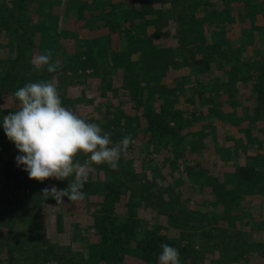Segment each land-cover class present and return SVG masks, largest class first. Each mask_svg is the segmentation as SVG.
<instances>
[{
    "label": "trees",
    "instance_id": "trees-1",
    "mask_svg": "<svg viewBox=\"0 0 264 264\" xmlns=\"http://www.w3.org/2000/svg\"><path fill=\"white\" fill-rule=\"evenodd\" d=\"M54 3L17 0L11 10L0 5V15L3 14L0 16V34L5 31L10 34V42L17 53L9 65L0 61V85L4 89L0 94L12 88L18 90L29 82L52 81V76L57 77L61 73L67 78L63 80L67 83L56 80L63 106L98 124L104 132L111 133L110 139H114L115 144L129 134L132 139L146 137L147 148L144 146L140 150L151 160L156 159L152 156V147H166V153L172 152L171 158L166 154L162 166L159 161L156 162L165 169L170 167V163L176 164L179 158L192 160L190 151L185 147L192 137L194 121L188 117V111L192 108L193 113L199 111L203 114L205 106L210 103L213 108L209 107L206 115L210 114L208 118L218 116L216 112L220 106L214 99L223 86L229 85L231 78L240 82V88L235 87L242 93V98L258 102L255 106L246 103L249 113L243 123L249 119L264 123L262 109H259L264 102V55L256 48L257 45L252 46L253 41L258 40V30L264 27V1L81 0L78 10L72 12V7L67 6L64 15H56L63 16L64 21L60 23L53 14ZM36 12H39L38 16ZM261 14L263 16L258 19ZM235 15L240 21L241 32L235 37L227 36L237 23ZM80 19L82 26L107 31L103 37L90 39L87 45L82 41L84 51L58 53L60 35H79V31L64 30L62 22L75 26L81 22ZM39 22L40 25L37 24ZM42 28L52 32L44 36L40 32ZM46 50L52 53V63L61 65L56 73H49L46 68L36 70L31 63L34 56ZM68 73H71L70 76ZM97 75L105 90L101 91L102 104L95 108V98L89 97L87 91L90 78ZM254 76L259 80L254 81ZM75 83L81 90L77 96L71 95L69 90ZM189 90L193 94L190 95ZM179 103L186 104L188 110L177 107ZM90 108H93L92 112ZM93 113L99 115L100 122L92 117ZM3 115L2 112L0 165L7 178L0 190V231L6 237L0 240V264H5L4 252L7 260L12 261L14 249L20 253L15 258L21 260L20 264H124L127 258L132 259L134 264H159L162 244L179 250L180 264L205 263L214 251L221 258L230 257L238 264H248L245 256L252 251L264 258V240L249 242L246 231L239 227L240 223L226 228L219 225L217 213L214 214L216 217L209 218L207 213L196 208L182 206L178 210L174 196L178 194L174 190L169 192L168 197L165 194L167 190L157 180L138 176L120 164L121 160L128 158L129 149L135 148L134 143L121 153L123 157L120 156L117 162L118 170L111 169L107 163L92 165L104 173V181L87 182L85 185L83 191L86 198L81 201V214L74 223L71 238L67 236L64 243L52 240L42 207L45 202L55 200L51 197L46 199L40 192L55 181L50 178L44 182H30L13 174L20 172L15 165L16 156L20 153L12 141H6ZM139 118H144V129H139ZM203 118L204 121L207 119ZM135 120L138 122L134 126ZM250 127L251 123L246 128H239L243 134L244 131L248 134L240 138H247L252 143L257 137L250 134ZM195 139L197 141V136ZM259 155L264 156V149ZM82 157L85 159L86 156L82 154ZM199 164L195 160L185 163V177L201 174L202 171L197 170ZM262 173L264 163L261 166L256 161L238 165L235 174L240 189L237 188L239 193L234 201L238 203L241 196L249 192L264 195V186H253L254 182L259 183ZM72 179L60 181L59 189L66 188ZM15 180L19 190H27L30 201L25 209V218L21 222L18 220L26 229L19 233L15 230L19 222L13 220L18 217L22 200L8 184ZM246 183L253 188L244 190L242 186ZM129 191L131 197L142 199L147 206L175 222L174 226L182 229L180 238H168L159 229L149 230L144 226L136 214V208L141 204L137 201H130L127 213L120 214V197L123 192ZM244 210L243 207L235 210L237 213L230 218L234 217L236 221L244 218L248 215ZM84 223L95 229V238L78 242L81 248H76L73 245V241L77 242L75 236L88 228ZM140 226L142 231H139ZM11 233L18 235L16 239L12 237L13 241L9 240ZM83 246L86 247L83 249Z\"/></svg>",
    "mask_w": 264,
    "mask_h": 264
},
{
    "label": "rangeland",
    "instance_id": "rangeland-1",
    "mask_svg": "<svg viewBox=\"0 0 264 264\" xmlns=\"http://www.w3.org/2000/svg\"><path fill=\"white\" fill-rule=\"evenodd\" d=\"M14 1L16 2L17 0H0V5L8 6V8L10 9L12 8ZM46 1L47 2L55 1L54 12H53L55 16L64 15L65 10L67 9V6L72 7L71 8L72 12L78 10L77 8H80L81 6L80 5L81 0H71L70 2H68V0H46ZM38 15H39V12L37 13V16ZM46 17H49V16L46 15ZM55 20H58L60 23L61 20L64 21V18L63 16H59V17L56 16ZM37 24L40 25V22ZM79 24H80V27L78 28L77 26ZM82 24H83L82 20L75 26H73V24L71 25L67 21L65 24L62 22V26L64 27V30L69 29L74 32L79 31V35L78 37H76L73 34H71V36L67 34L68 37L64 35L62 36L60 35L61 39L59 40V49L57 51L58 53L60 52L62 54H66V51L72 52L73 50L84 51L85 45L88 44L90 39L94 37H103V34L107 31L106 29H103V28L97 29L96 27L90 29L85 26H82ZM40 32H42L44 36H47L49 32H52V30L47 31L46 29L44 30L42 28ZM257 37H258V40L256 42L253 41L254 43L252 44V46L257 45L256 48L260 49V53L264 55V27L260 31L258 30ZM10 40H11L10 34L7 31H5L3 34H0V61L7 65H9L11 61H13L14 57L17 54L15 52L16 51L15 47L10 42ZM82 41H84L85 45L81 44ZM234 41L237 42L236 40ZM63 48L65 49V52H63ZM253 48L255 50V47ZM60 58H58V60H62ZM70 74L71 73H68V76H70ZM65 78L66 77L62 75L61 73H60V76H57V77L52 76V79L55 81L59 79V80H62V82H64L63 80H65ZM255 80L257 79L255 78ZM89 82H90L89 83L90 86L88 87L87 93L89 97L95 98V102L93 106L97 108L100 104H102L103 98L101 97V91L105 90L104 85L102 84V80L100 76L98 75L96 77H91ZM64 83H67V80ZM1 86L2 84L0 85V91L4 90L2 89ZM251 87L252 86H250L249 90L251 89ZM237 88L239 89L240 87L237 86ZM237 88H236V91L233 90L234 87L232 85L227 86V87L223 86L221 88V91H223V92H220V96L222 97L221 99H223L224 102L231 101V104L227 107L229 110L227 112H222L223 106L219 107L220 117L212 116L208 118L210 114L206 115V113L208 112V108L212 106V104L210 105V103L207 104V106H205L204 110L206 111H202L203 114H201L199 111H196L195 113H193L194 110L192 108H190V110L188 111V115H189L188 117L190 119H193L194 121H193V126L191 127L192 137L190 141L187 142V145L185 147L187 148V151H190L192 155L191 156L192 160L187 159L184 161L183 158H179L176 164L171 165L170 163V167H168L167 169L162 168V167L160 168V166H158L156 162L159 161V164L162 166L163 160L166 159V154L170 155L168 158H171L172 152L170 153L168 151V153H166V147L164 146H162V148L157 147V146L152 147L151 148L153 151L152 156L156 159L155 161L151 160L149 159V157H145L144 155L145 153L143 154V151L140 150L141 147H144V146L147 148L146 145L148 144V142H147L146 137L143 138L142 140L133 137L132 143H134L135 148L129 149L128 151L129 155H127L126 153L128 158L124 156L125 159L121 160L120 164L125 165L127 169L129 168L132 172H134L138 176H148L149 178H154L155 180H157L159 184L162 185L165 188V190H167L165 191L166 192L165 194L168 197H170L169 192L174 190L173 192H176V194H178V195L174 194V196H176V199H177V204L175 205V207L178 210L182 209V206H185L187 208L188 207L190 208L192 206L193 208L195 207V208H198V210H200V206H202L203 211L207 214L213 215L217 213V217H219L218 223L219 225L223 227L233 228L235 227V225H239L240 223L241 226L239 227L242 230L246 231L247 239L251 241L253 240L252 238L253 231L251 229L253 225L250 224L248 221H245V220L243 221L242 220L244 219L243 217L241 219H238L237 221H236V218L234 219V217L230 218L231 216H233V213H237L235 212V210L239 211L241 207L244 208L245 205H247V202L244 199H242V196H245L246 193L241 196V199L238 202V203H241L240 205H238V203L234 201V197H232L233 192L235 191L237 192V188L240 189L239 188L240 184L237 182L236 179L232 181L227 172L232 169L236 170V167L240 165L239 162L240 163L251 162L249 160H251L252 158L255 159V160H252V162L254 161L258 162L259 166H261L264 163V156L261 157V155H259L261 150L264 149V123L262 122V120H259V122L255 121L256 123L255 127L251 128L250 134L257 137L254 142L250 143L247 138L246 140H243L240 138L241 136H246L248 134H245V131H244V134H245L244 135L241 132V130H239L238 128L243 127V126H249L250 119L243 123V120L245 118V112L242 111L241 113H238L239 111L238 107L243 108L247 104L249 105L252 104L253 106H255L257 105L258 102H256L255 100H249V101L245 100L244 98H242V93H240V91ZM69 90H70V94L73 96H77L78 94L81 93L79 85L76 83L72 84V86L69 87ZM15 91L16 89L12 88L10 91H5L3 92V94H0V116L2 112L4 114L3 115L4 117L10 112H15L18 110L20 102L14 96ZM229 92L231 94L227 96V93ZM189 93L190 95L193 94L192 90H189ZM211 96L212 95H210V98ZM216 98L214 99V102H216L217 100L218 101L221 100L220 98H217L216 100ZM177 107L185 108L186 111L188 110V106L184 103H179ZM259 109H262L261 118H264V114H263L264 102H262V105ZM89 111L92 112L93 108H90ZM193 115H195V117ZM202 116L203 117L205 116V118L207 117V119L204 121V118ZM92 117L98 121L100 120L99 115L97 114L93 113ZM139 121L141 122V124H139V129H144L145 127L144 118H139ZM137 122L138 120H135L134 126L136 125ZM259 123H263V124L260 125ZM237 125H239V127ZM207 130L210 131L211 133H207L206 132ZM194 136L195 138L197 136V141L195 138H193ZM8 140L9 139H7L6 141ZM111 140L113 142L114 139H111ZM113 145H115V142H113ZM242 145H253V148H256V151H257L256 155L255 153H252L253 151L251 152L250 150H247L248 149L247 147L243 149L241 147ZM163 148H165V150H163ZM82 154L80 153L77 156V159L81 163H83V161L87 159V157L83 159ZM121 156L123 157L122 154ZM189 160L190 161L195 160V161L200 162L199 164L200 166L197 168V170L202 171L201 174H195L192 176L185 177V174H184L185 163H189L190 162ZM15 165L17 168L20 169V172H13V174L18 175L20 178H22L21 180L26 179L30 182L35 181V179L29 178L28 173L23 170L24 169L23 165L17 166V162L15 163ZM92 165L90 166L88 182L104 181L105 179L104 173L101 170L94 168ZM2 168L3 167L0 165V190H1V184L7 178L4 176ZM263 175L264 174L262 173L258 181L259 183L256 184V182H254L253 186H256V187H258L259 185L261 187L264 186ZM261 177H262V180H261ZM70 178L72 177H69L68 179ZM54 181L55 182H53L51 186L55 185L57 188H59L58 185H60L61 180L54 179ZM8 184H9V187L13 190V192L18 194V197L23 202L19 204L21 205V208L18 211L19 213L18 217L17 219L13 221L15 222L18 220L22 221L25 218V213H26L25 209L30 205L29 198L26 194L27 190L26 189L19 190L16 180ZM251 186L252 185L249 186L246 183L242 186V188L244 187V190L249 191L251 188H253ZM166 187L168 189H166ZM121 189H123V187H121ZM259 197L260 198L258 199L257 204H260L261 212L264 215V195H259ZM246 199L249 200L248 197H246ZM51 200L53 199L51 198ZM132 200L137 201L138 203H141L136 208V211H137L136 214H137V217L142 221V224L146 226L149 230L156 228V229H159L162 235L168 238H172V239L180 238L182 234L181 233L182 229L177 226H174L175 222L168 220L166 216L159 214L155 209H153L149 205L147 206L142 199H139L136 196L131 197L130 191L123 192V195L120 197V202L118 205V212L122 215H125L128 211L127 205ZM234 203H237V204L234 205ZM80 204H83V203L79 201V202H76L75 204H72L67 200V198H65V203L57 204L56 201H50L47 203L45 202V204L42 207L43 208L42 212L44 215V221L48 226L47 228L48 234L50 237H52L51 238L52 240L54 241L56 240V241L63 242V243L67 242V236L70 237L71 234H73L74 226H75L74 223L79 219V215L81 214ZM195 208L194 210H196ZM260 219L261 220L263 219V220L262 221L260 220L257 223L258 226H260V228L258 229V233H259L258 240L262 241L264 240V222H263L264 216L263 218H260ZM60 221H62L63 223H61ZM20 222L17 223L16 228H15L16 232L18 233L24 232V230L26 229V226L23 227L22 224L20 225ZM89 224H90V219H89ZM84 226L88 228L83 227V229L85 228L86 229L83 232H80V234H77L75 236V238H77V242L73 241V245L76 248H81L79 247L81 243H78V242L80 241L84 242L86 240L87 241L93 240L95 238L94 237L95 229L91 226L89 227L86 223H84ZM139 231H142L141 226L139 228ZM183 233L185 232L183 231ZM14 235L15 236H13L12 233L9 234L8 235L10 238L9 240L13 241V238L16 239L17 233ZM5 237L6 236L4 234H1V231H0V240H3ZM186 238L189 239L188 236H186ZM184 242H187V240ZM85 247L83 246V249ZM216 253L217 252L214 251V254ZM18 254L20 253H18L17 250L14 249V253L12 255L13 259L12 261H10L11 259L7 260V257L4 252L2 255L6 257L5 264H20L21 260L15 259ZM258 260L259 261L256 264H264V258L262 259L259 255H258ZM124 264H134V263H132V259L127 258Z\"/></svg>",
    "mask_w": 264,
    "mask_h": 264
},
{
    "label": "clouds",
    "instance_id": "clouds-1",
    "mask_svg": "<svg viewBox=\"0 0 264 264\" xmlns=\"http://www.w3.org/2000/svg\"><path fill=\"white\" fill-rule=\"evenodd\" d=\"M31 63L34 69L46 68L49 73L61 68L58 62L52 63L48 50L34 56ZM14 96L20 102L19 108L3 117V129L20 153L16 156L17 166L23 165L29 178L39 182L73 178L64 189L55 185L41 189L46 199L51 197L57 204L65 203L64 198L72 204L83 201L92 164L107 163L118 170L121 153L132 143L131 135L113 145L111 133L63 106L55 80L26 83ZM80 153L87 157L83 163L77 159ZM161 248L159 264H180L177 248L169 244Z\"/></svg>",
    "mask_w": 264,
    "mask_h": 264
},
{
    "label": "crops",
    "instance_id": "crops-1",
    "mask_svg": "<svg viewBox=\"0 0 264 264\" xmlns=\"http://www.w3.org/2000/svg\"><path fill=\"white\" fill-rule=\"evenodd\" d=\"M253 1H255V3L257 2H260V1H264V0H253ZM239 9V8H238ZM236 16V18H234V20L237 22L236 24H234L233 25V28L231 29V30H229V32L227 33V36H229V35H231V37H235V36H238L239 34H240V32H241V30H240V21H238V20H236L237 19V15H235ZM263 15L261 14V15H259L258 16V19L259 18H261ZM241 18V17H240ZM257 19V20H258ZM39 29H40V27H39ZM242 29V28H241ZM1 32V31H0ZM12 62V61H11ZM10 62V63H11ZM255 78L257 79V80H259L258 78H257V76H254V78H253V80L254 81H257V80H255ZM232 80L230 81V83H229V85L228 86H230V85H232L233 87H234V89L233 90H235L236 91V89H235V86H241L240 85V82L239 81H236L237 79L236 78H231ZM217 80V79H216ZM219 82V81H218ZM234 91V92H235ZM220 92H223V91H221V89H220V91H219V94H218V97L217 98H222L221 96H220ZM233 93V92H232ZM231 93L229 92V93H227V96L228 95H230ZM217 98H216V100H217ZM216 103H217V105L218 106H223V110H222V112H227V111H229L228 110V106L231 104V101H230V103H228V104H226L224 101H223V99H221L220 101H216ZM245 107H247V106H245ZM245 107H243V108H240V107H238L239 108V111H238V113H241L242 111H244L245 112V116H247L248 115V113H249V109L248 108H245ZM211 108H213V105L212 106H210V109ZM217 114H218V117H220L219 116V108H218V111L216 112ZM250 123H251V127L250 128H254L255 127V125H256V123H255V121L254 120H250ZM240 129H243V128H246V126H243V127H239ZM238 128V129H239ZM239 129V130H240ZM255 130V129H254ZM241 140V139H240ZM251 143V142H250ZM243 149H245L246 147L248 148L247 150H250L252 153H255V155H256V148H253V145H242L241 146ZM252 155V154H251ZM243 158H245V157H243ZM252 160H255L254 158H252L251 160H249V161H251V163H254V162H252ZM239 164H245V162H242V163H240L239 162ZM228 171V170H227ZM235 169H232V170H230V171H228L227 173L229 174V176H230V178H231V180L233 181V180H235L236 179V174H235ZM232 173V174H231ZM225 177V176H224ZM239 193V191H235V192H233V196L232 197H236V196H238L237 194ZM246 197H248L249 198V200H247L246 199ZM260 197H259V194L258 193H254V192H249V193H246L245 194V196H242V199H244L246 202H247V205H245V207H244V212L246 213V214H248V215H244V219H242L243 221L245 220V221H248L250 224H252L253 225V227L251 228L252 229V231H253V233H252V238H253V240H255V239H257L258 240V237H259V233H258V228H260V226H258V221H260L261 219L260 218H263V213L261 212V209H260V204H257V201H258V199H259ZM190 208H192V209H194L192 206L190 207ZM196 209H198V208H196ZM200 211L201 212H203V213H205L204 211H203V207L202 206H200ZM213 213V212H212ZM214 215V214H213ZM212 214H208V217L209 218H214V217H212L213 216ZM215 217H216V215H214ZM263 220V219H262ZM261 220V221H262ZM242 222V221H241ZM264 222V221H263ZM253 240H251V241H249V242H253ZM248 260V264H253V263H258V254H257V252H255V251H252V252H250L248 255H246L245 256ZM4 258H6V257H4ZM262 258V257H261ZM263 259V258H262ZM202 264H238V263H236L232 258H230V257H224V258H221V256L219 255V253H216V254H214L213 256H211V257H207V259H205V263H202Z\"/></svg>",
    "mask_w": 264,
    "mask_h": 264
}]
</instances>
